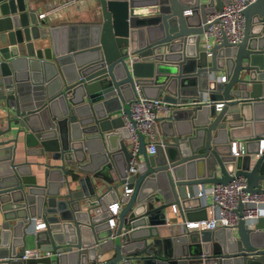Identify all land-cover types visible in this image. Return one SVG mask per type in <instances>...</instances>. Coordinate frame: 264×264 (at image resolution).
<instances>
[{"label": "water", "instance_id": "95a60500", "mask_svg": "<svg viewBox=\"0 0 264 264\" xmlns=\"http://www.w3.org/2000/svg\"><path fill=\"white\" fill-rule=\"evenodd\" d=\"M225 1L82 0L87 20L60 27L25 0H0V264H264V214L244 219L241 201L233 225L157 232L173 203L206 216L197 184L241 175L245 189L264 190V129L245 135L255 149L229 148L235 129L264 119V0L241 10L239 42L224 35L207 54L206 14ZM135 86L169 111L154 154L139 134L128 173L121 113ZM19 142L44 160L14 163ZM30 216L45 226L33 229ZM37 247L44 253L11 258Z\"/></svg>", "mask_w": 264, "mask_h": 264}, {"label": "built area", "instance_id": "2783aa9c", "mask_svg": "<svg viewBox=\"0 0 264 264\" xmlns=\"http://www.w3.org/2000/svg\"><path fill=\"white\" fill-rule=\"evenodd\" d=\"M252 0H227L223 3L222 9L215 10L206 14L205 23L206 29L202 32V41L204 48L209 54V48L212 43L221 41L225 35L230 43H237L243 36V14L241 10ZM44 15L41 14L40 17ZM221 81H225L224 75L219 76ZM223 102L216 101L215 109L218 110ZM169 107L166 101L160 97H146L139 86H135V94L129 106V115L121 113L123 124L129 134L127 139L128 149L131 151V157L128 160L127 172H135L137 170L136 163L138 162L137 152L139 144V134H143L144 150L147 154L156 152V144L159 138L157 132L158 113H168ZM231 154H245L243 142L239 139H231L229 141ZM264 145V133L260 138V151ZM245 178L237 175L228 180L227 183L211 182V184H201L195 194L199 196L201 202L206 204V216L195 218L194 220L184 221L185 227H198L212 229L217 225H233L239 219L235 211L238 202H242V214L244 219L254 218L259 214H264V190H249L246 187ZM131 186H125L124 191L130 192ZM209 197V200H207ZM122 205L120 199L112 200L108 204L107 219L111 225H115L116 216ZM171 210L176 212L177 206L171 204ZM167 219V218H165ZM30 222L33 229L45 226L46 222L43 219H38L35 216H30ZM170 223V220L167 219ZM44 251L37 248H25L20 255H12L11 258H27L37 257ZM1 259V257H0Z\"/></svg>", "mask_w": 264, "mask_h": 264}, {"label": "crops", "instance_id": "0c3cea01", "mask_svg": "<svg viewBox=\"0 0 264 264\" xmlns=\"http://www.w3.org/2000/svg\"><path fill=\"white\" fill-rule=\"evenodd\" d=\"M25 0V4L28 8V10L31 12L36 13L39 17L41 14H43V17H48L49 14H53V19L49 21V25H56V26H62V25H78L83 23V21L87 20V14L84 10H82V4L80 0ZM77 2V4L75 3ZM71 30V29H70ZM201 46L204 48V43L200 41ZM221 75V74H220ZM180 108V107H178ZM258 111L261 112L263 109V105L257 106L255 108ZM258 113V115L260 114ZM167 113H158L159 117L166 116ZM4 125H0V128ZM165 127V124L162 125ZM160 125L157 126V132L161 134L160 132ZM264 129V119L254 121L252 120L249 125H245L242 128H237L234 131V134L239 137L244 145V148L247 149H255L256 142L255 140L248 139V137H245V135H252L254 133H259ZM7 137V136H4ZM234 139V138H233ZM237 139V138H236ZM15 157H14V163L24 161L25 159L27 161H35V159L44 160L43 157H38L36 155H26L24 153V149L22 147V144L19 142L18 146L15 150ZM5 154H3L4 156ZM43 165H37V164H31V170L37 171L39 176L42 175L43 171ZM73 184V183H72ZM204 184H211V183H204ZM201 184H197L195 190L200 186ZM64 190V188H62ZM207 200H209V197H207ZM210 201V200H209ZM165 217L170 220V224L167 222L159 223L157 225V232L158 235H166L171 232L177 233L179 231H183L185 229H188L193 235H195V232L198 229V227H185L184 221L188 220H194L196 217L191 218L190 216L193 215L191 213H188L184 216V214L179 212V209L177 208L176 212L171 210V206H167L164 211ZM37 217V216H36ZM38 219H42L41 217H37ZM3 220L2 215V209L0 208V227L1 222ZM1 257V256H0Z\"/></svg>", "mask_w": 264, "mask_h": 264}]
</instances>
